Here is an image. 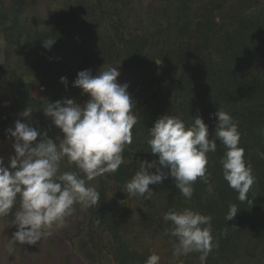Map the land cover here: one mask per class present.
I'll return each mask as SVG.
<instances>
[{
  "label": "rangeland",
  "instance_id": "obj_1",
  "mask_svg": "<svg viewBox=\"0 0 264 264\" xmlns=\"http://www.w3.org/2000/svg\"><path fill=\"white\" fill-rule=\"evenodd\" d=\"M240 13L259 15L264 20V0H0V111L9 117L6 127L14 130L15 122L20 120L39 132H47L53 140L57 136L63 138L62 132L43 113L46 103L72 98L82 106L89 96L73 86L78 72L91 70L96 75L100 69L117 67L118 82L129 85L128 92L135 102L133 111L138 123L132 129V139L147 140L148 129L154 125L148 117L173 115L169 96L179 87L175 83L178 74L163 68L167 60L163 42L171 39L192 43L200 37L203 27L199 23L207 30L209 20L218 21L212 30L217 33H211L215 39H221L228 26L240 27L235 18ZM64 17L69 21L62 31L65 42L57 52L48 54L52 58L48 62L36 41ZM112 44L117 45L114 58L109 56V60L102 61V52L111 49ZM77 51L79 55L74 54ZM41 60L45 61L40 63ZM157 60L161 62L157 64ZM63 68L70 75L65 91L59 80L65 75L61 74ZM136 100L144 102L141 109ZM26 107L33 111L30 117L16 113ZM4 133L0 132V153L7 167L9 158L15 155L14 138ZM126 146L128 155L124 160L129 163L135 151ZM138 169H130L131 176ZM60 170L79 172L66 161L61 163ZM112 174L87 182L99 192L96 205L87 209L75 205V212L66 218L64 225L52 229L60 248L80 252L91 264H144L153 252L160 256L159 264H200L199 253L174 259L176 238L165 234L171 228V222L163 219L168 206L176 210L193 207L191 199L172 195L173 179L150 185L155 195L145 200L129 196L126 182H115ZM80 175L83 177V173ZM18 208L19 197L9 214L12 218L0 217V250L1 246L12 247L10 238L17 228L10 222ZM53 242L52 235L29 248L21 245L16 264H43L47 258V264H64L69 255L59 253L53 257L47 252ZM123 242L129 246V259L126 255L118 258ZM29 250L32 256L28 255ZM206 264H264V255H240L231 261L222 257L207 259Z\"/></svg>",
  "mask_w": 264,
  "mask_h": 264
},
{
  "label": "clouds",
  "instance_id": "obj_2",
  "mask_svg": "<svg viewBox=\"0 0 264 264\" xmlns=\"http://www.w3.org/2000/svg\"><path fill=\"white\" fill-rule=\"evenodd\" d=\"M54 43L51 39L43 41V47L51 49ZM119 75L117 67L100 69L96 75L91 70L80 71L73 86L89 96L82 106L72 98L46 103L43 113L62 132L63 138L57 136L53 140L46 132L20 120L15 122L14 130H6L14 138L15 155L9 158L7 167L0 157V217L11 213L19 197V208L10 222L17 228L10 238L11 244L35 245L52 236L54 227H62L75 212V205L83 209L96 205L99 192L87 182L115 173L125 162L122 153L132 143V129L138 118L133 111L135 102L128 92L129 85L119 83ZM61 83L67 85V78L61 77ZM32 112L26 107L19 115L28 118ZM214 115L217 123L211 139L208 125L199 115L190 126L179 115L165 114L158 118L148 129L147 140L150 152L158 159L140 161L139 169L125 184L127 194L150 200L155 192L149 186L171 177L186 199L192 198L198 179L207 186L210 195H215L206 166L208 153L217 150L219 140L225 148L219 161L223 179L238 193L240 202L252 204L248 194L256 177L239 146L238 122L220 109ZM258 155L264 159V152ZM64 161L74 164L79 172L61 171ZM238 211L236 204H229L225 220H233ZM163 219L171 222L165 234L176 238L173 258L179 260L190 253H199L200 264H206L217 246L212 217L184 208L169 209ZM159 261L160 256L153 252L144 264Z\"/></svg>",
  "mask_w": 264,
  "mask_h": 264
},
{
  "label": "trees",
  "instance_id": "obj_3",
  "mask_svg": "<svg viewBox=\"0 0 264 264\" xmlns=\"http://www.w3.org/2000/svg\"><path fill=\"white\" fill-rule=\"evenodd\" d=\"M15 12L12 11L14 16ZM75 16L76 13L71 23L74 22ZM235 18L240 21V27L230 29L226 23L228 30L221 39L212 36V33H217L212 30L218 21L209 20L207 30L205 25L199 23L201 28L203 27L200 37L192 43H178L171 39L163 42L167 50L166 65L163 68H170L173 74H178L175 79L178 90L169 96L173 115H179L187 126L199 115L208 125L211 139L217 123V117L214 115L217 109L230 114L238 122L241 133L239 146L244 149L245 159L251 163L253 175L256 177V182L248 194L252 204L240 202L237 199L238 193L223 179L219 161L225 148L219 140L216 141L217 150L208 153L209 162L206 166L211 173L210 182L214 186L215 195H210L206 191L207 186L198 179L193 185L191 198L193 210L212 217V234L217 246L209 254L208 261L221 257L231 261L240 255H264V159L258 155L259 152H264V20L259 15L247 16L242 13ZM68 23V18L64 17L62 21L60 19L52 30L44 32L45 37L37 39L36 43L48 62L52 61L48 54L57 52L65 42L62 31ZM49 39L55 40V43L51 49H45L43 41ZM112 45L111 49L102 52V61L109 60V56L114 58L117 45ZM74 54L79 55L78 51ZM61 74H65L63 77H66L67 81L70 80V75L65 73L64 68L61 69ZM59 80L61 81V77ZM66 86L62 83L60 88L65 91ZM136 102L137 106L141 105L138 108L144 106V102ZM20 112L22 111L16 110V113ZM2 113L0 111V114ZM148 118L154 123L160 117L154 114ZM39 139L38 136L37 142ZM147 140L132 139L128 146L133 148L135 154L129 163L124 160L112 174L115 182H127L132 177L130 169L139 168L140 161L158 159L150 152ZM126 147L122 153L123 158L128 155ZM172 193L174 197L181 195L176 186ZM229 204H236L239 211L233 220L226 221ZM167 209L166 212L169 210ZM233 226H236V229L231 228ZM129 250V246L123 242L118 258L126 255L129 259Z\"/></svg>",
  "mask_w": 264,
  "mask_h": 264
},
{
  "label": "crops",
  "instance_id": "obj_4",
  "mask_svg": "<svg viewBox=\"0 0 264 264\" xmlns=\"http://www.w3.org/2000/svg\"><path fill=\"white\" fill-rule=\"evenodd\" d=\"M7 127H6V129H7ZM6 129L2 133L5 132L4 134H6ZM0 156L4 157L2 153H0ZM12 216L13 215H8L7 217L12 218ZM53 238H54V242L51 243L47 247V249H48L47 252L53 254V257H57L59 255V253L60 254L63 253V254H66V256L69 255V257H67L68 259L65 258L66 261H65L64 264H91L92 261L87 260L83 256V254H81L80 252H77L75 250L74 251H70V250L68 251V250H64V249L60 248V245H58V243L56 241L57 236H56L55 233L53 234ZM29 246H32V245L26 244V247L29 248ZM10 248H12V249H10ZM21 249H22V246L20 244H12V247L1 246V250H0V260L1 261H0V264H16L17 257L20 256V252H21L20 250ZM28 255H30V256L33 255L31 250L28 251ZM47 259H44L42 261L43 264H47L46 263ZM40 264H41V262H40Z\"/></svg>",
  "mask_w": 264,
  "mask_h": 264
},
{
  "label": "built area",
  "instance_id": "obj_5",
  "mask_svg": "<svg viewBox=\"0 0 264 264\" xmlns=\"http://www.w3.org/2000/svg\"><path fill=\"white\" fill-rule=\"evenodd\" d=\"M8 115L6 113L0 114V132L4 131L8 123Z\"/></svg>",
  "mask_w": 264,
  "mask_h": 264
}]
</instances>
